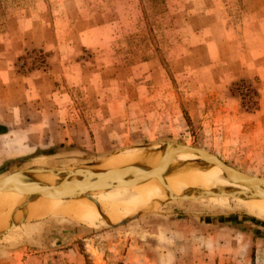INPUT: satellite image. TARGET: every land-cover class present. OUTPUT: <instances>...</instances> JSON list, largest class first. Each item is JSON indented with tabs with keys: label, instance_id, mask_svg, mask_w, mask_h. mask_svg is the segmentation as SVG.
Wrapping results in <instances>:
<instances>
[{
	"label": "rangeland",
	"instance_id": "obj_1",
	"mask_svg": "<svg viewBox=\"0 0 264 264\" xmlns=\"http://www.w3.org/2000/svg\"><path fill=\"white\" fill-rule=\"evenodd\" d=\"M177 146L264 179V0H0V179ZM154 174L103 192L104 210H138L121 223L55 209L1 225L0 264H264V213L239 200L254 196L144 211L169 171ZM192 177V193L232 191Z\"/></svg>",
	"mask_w": 264,
	"mask_h": 264
},
{
	"label": "bare ground",
	"instance_id": "obj_2",
	"mask_svg": "<svg viewBox=\"0 0 264 264\" xmlns=\"http://www.w3.org/2000/svg\"><path fill=\"white\" fill-rule=\"evenodd\" d=\"M172 151L173 149L168 154ZM153 152H142L137 155H131L130 157H135L128 162H126V158L117 160L113 159V157H108L97 164L90 165L88 169L84 166L85 169L78 171L98 182H105L108 173L118 171L120 172V182H140L134 187L129 188L142 189L145 187L146 181L140 179H142L151 165L156 173L167 167L159 177L164 176L166 170L169 171L165 182L157 184L151 190L144 192L145 196H150V201L143 203L141 201L134 202L135 204L145 206L144 211L151 208L155 203V206H157L162 197H164V201L174 196L184 197L185 199L186 196L194 197L199 193H217L220 191L219 189L206 190L195 188L196 190L193 193L190 192L188 185L183 182L189 180L196 173L197 175L193 176L191 181L201 175L210 179L207 183L229 184L232 191L237 190L238 186L241 185L235 175L218 167L215 163L206 161L204 157L197 153H181L175 158L177 160H173L165 157L164 152ZM105 166L108 167L104 168ZM178 172H182V174L177 176L176 173ZM173 175L176 176L174 177ZM62 179L63 175L40 172L23 176L18 192L3 191V186H0V226L5 224L3 228L9 229L11 225L10 221L23 216L31 219H41L46 215L41 210L57 209L65 213L71 212V216L77 215V219L92 228H96L106 222L121 223L127 220L126 218L135 216L138 212V210L127 209L122 206L104 210V203L102 202L106 200L105 195L107 192L98 191L82 197L73 196L68 192L69 189ZM76 179L72 178V180ZM42 187H48L50 192L39 195L38 192ZM78 199L83 205H88L91 208L83 207L78 202ZM239 200L248 211L264 213V198L254 196ZM9 210L10 212H8Z\"/></svg>",
	"mask_w": 264,
	"mask_h": 264
},
{
	"label": "water",
	"instance_id": "obj_3",
	"mask_svg": "<svg viewBox=\"0 0 264 264\" xmlns=\"http://www.w3.org/2000/svg\"><path fill=\"white\" fill-rule=\"evenodd\" d=\"M170 151V150H169ZM169 151L164 152V156L175 159L177 156H179L181 153H190L194 152L202 157L208 162L215 163L219 165L222 169L228 171L229 173L235 175L238 178V181L240 182V187L235 191H230L229 193H208L211 197H220V196H229V195H243V196H257L260 198H264V179L252 177L248 174H245L222 160H220L217 156L209 153L208 151L201 149V148H193L189 146H177L173 149V151L169 153ZM167 167H165L160 172L154 174L152 178H159L163 172L165 171ZM40 172H50L57 175H63V183L68 187V192L77 197H82L89 195L91 193H95L98 191H108L111 189H115L117 187H134L140 182L136 183H124L120 182L119 176L120 172L118 171H111L107 174L105 182H98L84 174H82L79 171H52V170H39V169H30L25 170L21 172L14 173L12 175L3 177L0 179V186H3V191H12V192H18L21 179L23 176L29 175V174H36ZM72 178H77L76 180H72ZM50 192V189L48 187H42L38 194L44 195L46 193ZM190 198H201L200 193L196 194L194 197L188 196ZM1 235V233H0Z\"/></svg>",
	"mask_w": 264,
	"mask_h": 264
}]
</instances>
